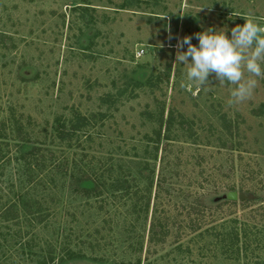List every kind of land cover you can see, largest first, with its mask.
Listing matches in <instances>:
<instances>
[{"label": "rangeland", "instance_id": "374dc122", "mask_svg": "<svg viewBox=\"0 0 264 264\" xmlns=\"http://www.w3.org/2000/svg\"><path fill=\"white\" fill-rule=\"evenodd\" d=\"M242 16L264 25V0H0V146L16 158L40 147L31 211L48 215L0 224V264H264V78L245 71L257 86L229 104L236 85L212 75L190 91L176 61L178 39L198 46L208 28L230 38ZM19 174L0 163V209ZM89 176L101 198L82 195ZM150 181L147 213L113 192L128 186L144 203ZM230 188L255 198L225 204ZM156 202L168 230L151 243ZM200 203L207 225L247 231L245 252L225 254L206 223L190 231ZM67 249L74 260L61 263Z\"/></svg>", "mask_w": 264, "mask_h": 264}, {"label": "trees", "instance_id": "16d2710c", "mask_svg": "<svg viewBox=\"0 0 264 264\" xmlns=\"http://www.w3.org/2000/svg\"><path fill=\"white\" fill-rule=\"evenodd\" d=\"M165 128H167V132L171 129L172 126V115L170 114L169 117H167L166 122L164 124ZM75 128V127H74ZM21 142L26 143L23 138H20ZM168 139V138H167ZM40 151V147H32L30 151L20 153V156L18 158L16 157H9L5 156L7 152L2 150L0 146V163L6 159L8 163L10 162H16L19 164V168L24 172L25 177L19 174V183L17 184H12L9 190L14 194V198L11 202L7 203L4 205V208L0 209V224H12V225H18L19 227L22 226V224H28L31 225L33 221L37 222V224H46L48 221V215L43 214L41 212V209H37V212H32L31 210L34 208L35 204L33 201H35V198L38 196L37 194V189L40 187H43V181H36L34 180V169L35 168H45V160L46 157H41L39 156L38 152ZM48 162V161H47ZM45 171H47L45 169ZM140 172L143 174V172H146L144 167L141 168ZM46 172L45 174H47ZM85 182L86 184H91L89 187H83L82 188V195L87 198V199H98L101 198L102 194L104 191H102L99 185L96 183L91 182V177H81L80 181ZM158 181V180H157ZM162 180H159L157 182V188L160 189V184ZM78 182V181H77ZM46 184V182H45ZM147 187H145L144 191H146V197H144V203H140L143 200V198L137 197V192L136 191H130V189L125 187L124 189L118 190L117 188L113 192H120L122 190V196L129 197L130 200H132V208L133 212L136 213L137 209L136 207H139L141 210H144L145 213L148 212L149 209V196L151 197V187L153 183L151 181L146 184ZM28 186V187H26ZM32 188L33 193H29V189ZM139 189V188H138ZM228 191H234V189L230 188ZM131 192V193H130ZM48 196V194H47ZM155 200L159 199V192L155 194L154 197ZM37 200V199H36ZM156 202V207L155 210L153 209V218H152V223H151V229H150V238L149 241L151 243H155L154 238L161 236V239H164V237L167 234L168 226L163 224L162 221V214H159V212H163L160 210L162 207L161 204ZM244 203V202H243ZM225 204L229 205H236L237 202H228L225 200ZM140 205V206H139ZM201 205V203H200ZM198 205V206H200ZM193 206V205H192ZM191 206V207H192ZM202 211L197 210V214L193 215V213L188 212L187 217L190 218V226L189 228L191 229L190 231L195 232L199 230L200 226L204 223H206V227L204 229V233L207 234L210 237H213L217 244L222 246L224 249L225 254L228 256H233L236 253H240L241 250H244V252L247 249L248 243L250 242V235L248 236L247 231L237 228V227H232L226 231H218L219 226L215 225H207L208 224V216H210L211 212H208V208L203 205L200 206ZM139 209V210H140ZM210 211V210H209ZM200 214V215H199ZM195 216V217H193ZM166 224V223H165ZM201 236L203 235V232L201 231L199 233ZM160 239V240H161ZM249 240V242H247ZM259 241V239H258ZM251 243V242H250ZM217 246V245H216ZM64 251V250H63ZM67 256L65 257L64 256ZM62 256H60V261L65 262L66 260L73 261L74 260V252L71 251L70 249H67ZM44 262V261H43ZM46 262V261H45Z\"/></svg>", "mask_w": 264, "mask_h": 264}, {"label": "clouds", "instance_id": "9594fccd", "mask_svg": "<svg viewBox=\"0 0 264 264\" xmlns=\"http://www.w3.org/2000/svg\"><path fill=\"white\" fill-rule=\"evenodd\" d=\"M233 15L241 16L238 13ZM242 17L246 22L243 26L233 27L230 38L226 31L208 28L195 34L198 46L191 43V36L178 39L176 61L188 65L190 91L196 87L203 88L209 84V77L214 75L220 83L227 81L236 85L231 91L229 104H239L252 96L258 81L245 79L244 73L264 78L261 67L264 63V25L255 22L254 18ZM184 45H187L186 51L182 50Z\"/></svg>", "mask_w": 264, "mask_h": 264}, {"label": "water", "instance_id": "95a60500", "mask_svg": "<svg viewBox=\"0 0 264 264\" xmlns=\"http://www.w3.org/2000/svg\"><path fill=\"white\" fill-rule=\"evenodd\" d=\"M255 197L244 192L231 191L227 194V199L229 201H245L253 200Z\"/></svg>", "mask_w": 264, "mask_h": 264}, {"label": "built area", "instance_id": "2783aa9c", "mask_svg": "<svg viewBox=\"0 0 264 264\" xmlns=\"http://www.w3.org/2000/svg\"><path fill=\"white\" fill-rule=\"evenodd\" d=\"M144 53V50L140 49L137 51L136 56H141Z\"/></svg>", "mask_w": 264, "mask_h": 264}]
</instances>
